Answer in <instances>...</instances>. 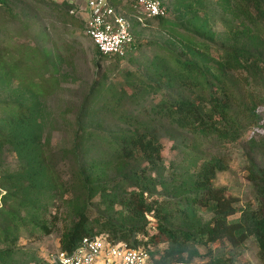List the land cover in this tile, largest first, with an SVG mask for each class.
<instances>
[{
	"label": "trees",
	"instance_id": "trees-1",
	"mask_svg": "<svg viewBox=\"0 0 264 264\" xmlns=\"http://www.w3.org/2000/svg\"><path fill=\"white\" fill-rule=\"evenodd\" d=\"M220 1L237 19L225 21L227 30L220 38L210 26L215 14L204 0L178 1L176 19L168 17L169 9L167 15L146 18L145 24L133 19V31L155 20L180 37L178 44L155 54L159 80L127 72L120 84L121 95L132 91L139 97L142 90L147 92L142 114H119L117 118L128 126L119 131L95 130L80 119L72 146L62 148L61 154L46 139L40 119L42 97L55 87V62L38 45L0 37V154L10 149L19 161L17 170L6 167L0 174L5 190L0 191V240L7 242L0 251L11 253L17 231L26 222L49 232L51 220L40 217L41 209L48 200L62 199L74 205V220L60 240L67 251L86 235L133 247L166 242L156 251L146 248L152 264H176L200 254L198 244L226 239L237 248L252 236L264 263V160L257 159L264 155V131L247 134L250 128L264 126V0ZM72 3L63 1L57 8L72 12ZM123 5L129 11V4ZM71 17L83 23L86 33L84 16L72 12ZM136 47V36L124 55L106 54L96 46L101 57L117 60L127 58ZM113 87L103 76L92 83L86 100L113 95ZM175 130L185 134V159L194 169L186 168L183 178L172 167L170 175L178 180L171 181L170 195H164L158 189L169 177L163 138ZM96 134L103 148L89 156L84 141ZM229 144L244 148L248 177L260 199L257 207L239 206L225 185L216 184L217 172L228 165ZM66 157L72 161L68 173L60 165ZM111 163H119V172L109 178L104 171ZM93 202L104 203L107 214L92 215ZM200 207L212 213L209 220L187 227L176 223L178 216L191 219ZM237 212L240 215L232 218ZM150 215L156 218L152 231ZM233 253L209 247L206 258L194 264H244Z\"/></svg>",
	"mask_w": 264,
	"mask_h": 264
},
{
	"label": "rangeland",
	"instance_id": "rangeland-1",
	"mask_svg": "<svg viewBox=\"0 0 264 264\" xmlns=\"http://www.w3.org/2000/svg\"><path fill=\"white\" fill-rule=\"evenodd\" d=\"M63 1L67 0H0V37L5 35L7 40L14 43L38 45L47 50L56 64L55 87L49 95L42 97L43 112L40 119L44 124L46 139L52 141L60 154L62 148L68 150L72 146L80 119L95 130L119 131L128 127L117 118L119 114H142L141 109L146 102L147 92L142 90L139 97H134L132 91L121 95L120 84L127 79V72H130L131 77L142 74L159 80L154 65L156 52L163 53L165 50L162 47L173 46L174 42L178 44L180 40L176 32L167 30L157 21L152 20L149 24L135 28L137 47L127 58L117 60L101 57L94 41L85 33L83 23L72 19L70 10L66 13L64 9L57 8V3ZM74 1L72 7L75 6L84 16L85 0ZM163 1L168 5V17L176 19V4L180 0ZM204 2L209 6L210 12L215 14L210 26L215 31V35L220 38L227 30L225 21L235 18L230 10L223 8L220 0H204ZM103 76L114 83L113 89L111 88L113 95L103 93L96 98L92 97L89 101L86 100L92 83L102 79ZM164 87H167L165 82ZM93 103L96 104L94 109L89 111L85 109L86 105ZM254 130L263 132L264 126L250 128L247 134ZM167 132L163 138L165 141L163 153L166 175L169 173V177L166 185L158 186L159 191L164 195H170L171 181L178 180L170 175L172 167H176V172L179 176L183 175V178L186 176V168L190 171L194 169L192 166L188 167V161L185 159L187 153L183 150L186 143L184 132L175 130L173 135ZM102 142L98 134L86 138L84 145L88 148L87 154L89 156L97 154L103 148ZM228 147L226 149L229 152L228 165L217 172L216 184L225 185L227 191L237 197L239 206L246 204L253 207L259 206L260 199L255 184L248 177L249 162L244 154V148L241 144H229ZM67 153L68 151L65 155ZM257 159L264 160V155L257 156ZM71 162L67 157L60 162L64 173L70 170ZM6 167L11 171L17 170L19 161L10 149L4 148L0 154V174ZM104 172L109 178L116 176L119 172V163L107 165ZM0 191L5 192L1 187ZM48 201L46 207H42L40 217L47 221L51 220L50 223L48 222L51 227L49 232L34 226L32 222H26L17 231L18 237L14 240L15 244L11 253L7 255L3 250L0 251V264H53V255L62 249L61 236L74 220V205L66 204L62 199ZM1 202L3 200L0 197ZM90 210L92 215H106L108 212L107 206L98 202H93ZM239 215L240 212H237L231 217L235 218ZM211 216L212 213L209 210L200 207L191 219L178 216L176 223L187 227L193 223H203ZM149 217L151 221L148 226L152 231L156 226V218L152 215ZM142 237L147 239V236ZM140 245L156 251L164 248L167 243L149 241L147 244ZM6 247L7 242L0 240V249ZM197 247L200 254L196 255L192 261H188V264L203 261L209 247L219 252L224 250L227 254L234 252L233 255L240 263L264 264L259 254V245L252 236L237 248L232 247L226 239L211 242L208 245L198 244Z\"/></svg>",
	"mask_w": 264,
	"mask_h": 264
},
{
	"label": "built area",
	"instance_id": "built-area-1",
	"mask_svg": "<svg viewBox=\"0 0 264 264\" xmlns=\"http://www.w3.org/2000/svg\"><path fill=\"white\" fill-rule=\"evenodd\" d=\"M75 2L74 0H70ZM85 0L86 33L103 53L124 55L135 38L132 20L145 24V19L167 15L168 8L161 0ZM128 3L129 11L123 4ZM72 12H78L73 8ZM79 13V12H78ZM53 264H152L145 247L128 246L99 235H86L79 244L67 251L58 250ZM176 264H188L177 262Z\"/></svg>",
	"mask_w": 264,
	"mask_h": 264
}]
</instances>
